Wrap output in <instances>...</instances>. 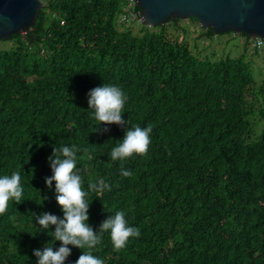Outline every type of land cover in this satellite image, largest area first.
Returning <instances> with one entry per match:
<instances>
[{
    "label": "trees",
    "instance_id": "1",
    "mask_svg": "<svg viewBox=\"0 0 264 264\" xmlns=\"http://www.w3.org/2000/svg\"><path fill=\"white\" fill-rule=\"evenodd\" d=\"M41 1L31 30L0 50V174L19 171L24 186L0 212V264H36L34 250L55 242L32 213L63 216L46 178L64 144L88 149L78 166L94 229L121 209L140 229L120 250L105 233L94 251L105 264H264V59L260 81L247 60L264 45L190 18L200 39L246 40L240 56H200L181 18L135 33L120 21L124 0ZM103 84L127 94L129 127L151 124L147 153L111 160L127 125L97 130L88 93ZM99 179L111 190L91 191ZM81 252L72 247L65 264Z\"/></svg>",
    "mask_w": 264,
    "mask_h": 264
},
{
    "label": "clouds",
    "instance_id": "2",
    "mask_svg": "<svg viewBox=\"0 0 264 264\" xmlns=\"http://www.w3.org/2000/svg\"><path fill=\"white\" fill-rule=\"evenodd\" d=\"M145 23V22H144ZM128 96L118 85L103 84L91 89L88 93L90 114L99 126L102 125H127L125 135L110 150L113 161H124L134 155L147 153L151 144L152 126H128V121L123 118L124 108ZM106 130V129H105ZM87 148H77L75 145L64 144L54 147V154L49 157L52 175L46 178V184L51 189L55 185V199L63 213L62 217L51 213L36 215L32 213L36 226L41 230L53 228L49 232L52 240L59 241L41 249L34 250L38 258L36 264H65L71 256L72 247L82 250L75 264H105L104 260L94 255L97 246L102 242L103 235H109L115 250L126 247L129 239L139 237L140 229L129 224L126 211L121 209L109 214L100 224L99 229H94L90 224V205L88 192L82 187L84 183L83 166H78V153L87 152ZM124 177L133 175L131 169L121 168ZM19 171L11 174H0V212L7 209L9 201L20 202L24 195V186ZM91 191L103 193L111 190V185L104 179L88 185ZM72 246V247H70Z\"/></svg>",
    "mask_w": 264,
    "mask_h": 264
},
{
    "label": "water",
    "instance_id": "3",
    "mask_svg": "<svg viewBox=\"0 0 264 264\" xmlns=\"http://www.w3.org/2000/svg\"><path fill=\"white\" fill-rule=\"evenodd\" d=\"M148 27L171 19L196 18L216 34H245L264 39V0H138ZM41 0H0V42L27 33L42 9Z\"/></svg>",
    "mask_w": 264,
    "mask_h": 264
},
{
    "label": "rangeland",
    "instance_id": "4",
    "mask_svg": "<svg viewBox=\"0 0 264 264\" xmlns=\"http://www.w3.org/2000/svg\"><path fill=\"white\" fill-rule=\"evenodd\" d=\"M182 25L188 26V29L190 30L188 39L191 42L193 51L196 54L198 53L200 56H205L204 52L207 54H211L213 52L216 55L229 54L233 57L240 56L241 54L244 53V45L246 40L243 37H237L236 39H232L234 36H231L230 34H225L223 36L217 35V37H215L213 40L206 38L200 39L201 31L194 22L185 20L182 21ZM120 26H121L119 27L120 29H124L123 25ZM128 26H131L135 33H139V31L142 28V26L139 24H133ZM10 46L11 45L8 41H3L0 43V50L9 48ZM253 51H254V47L253 45H251L249 47V53H252ZM248 59L253 62L252 63L253 73L257 81H260L262 79L261 74H262V66H263L262 61L264 59V51L260 56L254 59L249 58V54H247V60Z\"/></svg>",
    "mask_w": 264,
    "mask_h": 264
},
{
    "label": "built area",
    "instance_id": "5",
    "mask_svg": "<svg viewBox=\"0 0 264 264\" xmlns=\"http://www.w3.org/2000/svg\"><path fill=\"white\" fill-rule=\"evenodd\" d=\"M125 6L123 8V13L121 15V23L126 25L131 24H144L143 10L139 6L138 0H124ZM264 42L258 39L257 46L262 47Z\"/></svg>",
    "mask_w": 264,
    "mask_h": 264
}]
</instances>
